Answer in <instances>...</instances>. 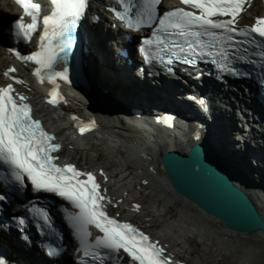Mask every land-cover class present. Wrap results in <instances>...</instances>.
<instances>
[{
    "label": "snow or ice",
    "instance_id": "6c2138e0",
    "mask_svg": "<svg viewBox=\"0 0 264 264\" xmlns=\"http://www.w3.org/2000/svg\"><path fill=\"white\" fill-rule=\"evenodd\" d=\"M119 2L124 5V12L118 13V18L124 20L128 27L138 30L139 26L152 21L156 6L161 0H141V8L134 21L128 19V13L131 11L130 0ZM180 2L196 11L177 8L165 13L159 19V26L153 38L143 41L145 45H155L162 52L171 51L173 56H177L178 52H186L197 57H211L212 63L220 66L222 71L227 70L233 75H246L231 67L229 53L236 45L247 44L252 46V54L258 57L260 67L264 69V18H256L251 27H236L237 19L249 0ZM16 3L23 8L25 16L31 18V22L25 23L21 17L14 24V34L30 41L38 30L41 6L35 0H16ZM51 3L53 11L42 20L43 33L39 37V50L28 56L21 55L15 49L10 51L16 59L22 62L31 61L37 65L33 75L39 82L47 81L53 85L46 102L56 106L63 100L56 80L58 78L68 82V76L66 70L55 71L54 66L60 54L70 48L71 38L66 41L64 38L69 36L71 29L83 15L87 0H51ZM235 36L245 39L235 41ZM253 36L259 40L251 39ZM140 51L145 55L147 62L150 58L148 49L141 48ZM247 53L248 49L245 48L243 54L236 59L256 64L257 61H248ZM14 71L15 69H8L5 75ZM15 82L24 83L20 80ZM261 83H264V80ZM14 92L12 85L0 88V165L10 169L11 182L23 188L26 178L34 192L52 193L78 209L77 213L68 216V220L85 258L90 257L98 264H105V261L119 264L122 259L119 254L122 250L132 264H171L158 243L151 242L147 235L131 224L120 223L106 213L102 203L105 197L101 194L100 184L92 173L80 171L71 164L58 166L55 163L57 157L52 154L58 152L61 146L52 143L55 137L45 132L41 122L33 118L31 106L24 102L27 97L20 94L14 96ZM77 127L83 135L94 127V122L87 125L78 124ZM0 180L9 182L8 177H0ZM3 198L0 196V200ZM138 208L139 206H136L137 210ZM29 212L42 220L45 226H50V216L45 209L33 207ZM18 223L23 225L24 220L20 219ZM89 226H94L103 233L93 243L89 242ZM101 250L106 251L102 253ZM56 251L49 250L51 255H55ZM0 264H5L2 258Z\"/></svg>",
    "mask_w": 264,
    "mask_h": 264
},
{
    "label": "bare ground",
    "instance_id": "6f19581e",
    "mask_svg": "<svg viewBox=\"0 0 264 264\" xmlns=\"http://www.w3.org/2000/svg\"><path fill=\"white\" fill-rule=\"evenodd\" d=\"M13 1L7 2V10L5 11L7 16H13V13H16L14 3ZM140 9V8H139ZM264 6L262 7L261 0H249V3L246 4L244 13L242 14V19H246L248 23H251L254 18L258 17L263 13ZM18 13V12H17ZM94 17L91 16V21ZM95 25V24H93ZM140 30L142 31V27H140ZM1 34V33H0ZM2 35V37H1ZM0 35V40H5V36H3V33ZM108 38V37H106ZM91 43H90V52L85 58V64L88 67L89 72L92 74V77L95 78L97 83H99L102 91L101 93L103 95H106L108 93H111L113 96L117 97H125V98H135L132 94L137 91L138 87H132L128 85V82L125 80H121V75H127V76H134L136 77L137 81L139 80V74L137 73L134 68L128 66H125V63H127L126 60L121 61V63L117 64V59L115 57V54L112 50V47L110 46L109 42L106 41V39H101L98 35V32L95 31L93 36H91ZM32 44H35V41L32 40ZM29 47V46H28ZM28 47L25 45L20 46V50L27 49ZM2 47H0L1 49ZM0 57L3 58V65L0 67V84L5 82L4 76L2 73H4L5 66L8 62V56L5 55V51H0ZM153 64V63H152ZM138 65V64H137ZM136 65V66H137ZM17 74L15 75L16 79L13 80L15 82L16 80H22L24 83L20 84V89L24 90L28 95V100L33 101L34 107L36 112L41 116L45 124L48 126L49 129L52 130V132L56 135V138L58 140H61L65 143V149L60 154V157L65 159L66 161H69L70 163H74L79 165L81 168L84 169H94V171H97V173H102V170H104L103 175L100 174V178L105 182V185L107 189L109 190L108 197L112 196V191L115 190V186L111 183V180L114 175V170L117 168V166L122 165L123 168L126 167V165L129 163V160L127 159V162H125L122 158V156L118 155L117 152H120L123 154L120 150L121 147H114L116 148V152L114 153L111 151L110 148L111 145L108 143L106 148H96L94 145V142L91 139H88L87 137L82 138L81 135H79V132L76 128L72 127V122L69 121V117L66 115L65 111L58 110L53 108L50 105H47L46 101L49 99V92L52 90L53 85L49 83H41L37 81L35 76H33V69H30V67L26 64L18 65ZM138 74V75H137ZM172 76L165 75L164 77H161V81H163V85L167 87V91L165 93H162L159 90H157L156 94L158 93L161 97H164L165 100L162 104L159 106V112L160 116L162 117V123L166 124L167 131L165 129H160V127H157L156 132H154L151 127L150 129L147 128L143 121L144 119L141 117H138V114L136 115V112H139L141 109L145 111L144 107L147 109L149 104L147 103V97L149 99L150 95L154 96V90H153V84H151V81L143 82V87L140 86L139 89H142V93L144 97H142L140 100H138V103H131L134 102V100L129 102V105H131V108H137L132 114L134 113L136 117L133 118L134 124L130 125V130L134 134H138L143 139L142 147L139 150L136 149L135 152H137L138 160L135 159L137 162L138 167L141 168V163H143L145 169L144 177L142 178V182H139V186L142 188V184L144 185V189L142 190V193H144L143 200L146 202L147 206L146 208L149 209V211L153 214L154 217L160 218L161 213L165 214V211L168 208L169 200L171 199L172 206L169 208L177 209L178 215H188V217L192 216V218L196 221L195 225L197 226L199 223L203 222L204 216H202V211L193 207L195 205V202L191 199L187 198L185 195L181 194L182 192L179 191V189L176 187V184L173 183V187L170 190L171 192H168L170 195V199H168L164 193L163 190L159 187L160 184H157L155 178H157L158 171L161 173V175H164V172H167L169 174V171L166 167V162L160 164V168H158V154L157 151H161L163 153V150H168L170 146L173 144H180L188 145V143L197 140L198 136L203 134V129H199L194 125L188 122V119L181 115V111L176 108V105L178 102L176 101L175 97L173 96L172 91L176 90L178 91L179 88L177 86V83L173 81L175 84L172 85V87H168L170 84L169 81L172 79ZM208 76H204V84L208 85L210 88L214 89L212 91V95L216 96L217 98H220L221 105L223 108L219 106H212L210 108V114L209 116H205V122H204V128L205 130H208L209 137H206V139L211 143L215 144L220 147V144L222 142H226L227 138H233V146L235 147L236 143V131L237 126H239L240 122L244 121L246 125L247 122L252 125V128L250 129V132L253 134L254 128L257 127L259 124L258 122H255L250 117L249 107H245V109H242L241 107V98L239 96V93H237L235 90H227V91H219L216 88H213L214 84H217L218 82L209 81ZM178 81V80H177ZM182 82V80H180ZM58 83V82H56ZM183 84L185 82H182ZM195 83L199 85V82ZM168 84V85H167ZM125 85L126 89H123L122 86ZM242 86V85H241ZM77 88V86H74ZM59 89H61V86L59 85ZM173 89V90H172ZM211 89V90H212ZM132 90L134 92H132ZM194 90V88H193ZM60 91V90H59ZM132 92V94H131ZM191 91H189L188 94H190ZM194 92V91H193ZM162 93V94H161ZM60 95L61 92H60ZM75 93L72 95V100L74 102L73 105L77 104L76 100L73 98ZM221 95H223L221 97ZM179 97V95H178ZM70 99V101H71ZM196 99V97L194 98ZM182 100L185 104L190 106L191 108L195 107V111H199L200 106H196L198 100L191 101L187 96L184 98L182 97ZM165 102H167V105H165ZM172 104V105H171ZM226 105L228 109L226 108ZM248 106V105H247ZM141 110V111H142ZM240 112H239V111ZM170 112L177 113V117H174L173 119H169L167 117V114ZM140 113V112H139ZM107 117H111L110 114L107 112L105 114ZM123 113H119L118 116L121 117ZM80 116V115H79ZM253 121V122H252ZM94 122L93 130L97 132L94 134L99 137L101 136L102 140L108 139L107 136L109 134L104 133H111L112 131L109 130V128H106V125H102V122ZM264 124V123H263ZM262 124V125H263ZM154 125H156V120L154 121ZM135 126V127H134ZM263 127V126H262ZM107 135V136H105ZM207 135V134H206ZM250 136V135H249ZM137 139V138H136ZM264 140V139H263ZM131 141H134L133 145L137 146L135 141L138 142V140L132 139ZM239 141V140H238ZM237 143H240V141ZM158 142V143H156ZM253 142L254 144H251ZM257 140L254 137L245 138L243 139V146H246V155L250 159L252 163V171H257L260 176L262 177L260 183H258L259 192H264V151L262 152V149H257ZM254 146V147H253ZM236 148V147H235ZM255 149L258 151V155L260 156L258 158V161L254 160V156H250L248 153L249 150ZM245 151V152H246ZM222 152L223 149H222ZM124 155V154H123ZM121 157V158H120ZM233 160L237 164V160L235 157H233ZM233 161V162H234ZM110 165L114 167V170L110 169ZM102 168V169H101ZM159 169V170H158ZM153 170L156 172V176L153 177ZM128 174V173H127ZM129 175V174H128ZM170 176V174H169ZM237 176V181L241 182L240 175ZM254 176V175H253ZM252 174L247 172L244 175V187L247 188L248 182L247 180H251L253 178ZM255 177V176H254ZM258 177V176H257ZM106 178V179H105ZM131 178V177H130ZM171 178V177H170ZM106 180L108 182H106ZM171 180V179H170ZM131 181L134 183V181L131 178ZM251 196L255 197L256 193L253 189L248 188ZM264 197V195H263ZM257 202L260 201L263 203L262 209H261V215L264 219V200L259 199V197L254 198ZM164 204V205H163ZM200 207H203L201 204L198 203ZM171 210V211H172ZM206 215L208 214L207 210H205ZM210 217H218L213 216L209 214ZM190 222L189 218H187ZM188 222V223H189ZM213 226L216 229V231L219 234L218 240L219 242L225 247L226 251H223L221 247L218 245L216 240L214 239V236L211 232L212 239L214 240V243L219 247L220 253L222 255H227V257L231 259H236L238 257V253L242 249V244L239 243V240L234 238L233 233L230 231V229L223 223L220 218L213 222ZM183 232L181 233L183 238H185L187 241L191 242L192 246V252L196 254L197 261L191 263V264H202L203 262H208L209 264H232L233 262L227 261V259L222 256L223 258H220L219 255L215 252L214 244L207 238L201 237L197 238L196 234H194L190 229H183ZM258 236V244H252L253 238L250 237V241L247 240V248L244 252V257L241 258L239 261L234 262L233 264H264V232L260 231L256 233ZM14 239V238H13ZM2 241V242H1ZM2 244V245H1ZM20 243L14 240H11L7 238L2 231H0V247L5 250L6 253L7 250L11 253V255L16 252L19 254L21 260L25 264H41L42 258H40V255L38 253H35L32 250L29 249H22L20 248ZM7 250H6V249ZM37 251V250H36ZM8 255V254H7ZM20 259L17 255L11 256V258L8 256L7 260L10 259ZM48 259L46 260L45 264L48 263Z\"/></svg>",
    "mask_w": 264,
    "mask_h": 264
},
{
    "label": "water",
    "instance_id": "95a60500",
    "mask_svg": "<svg viewBox=\"0 0 264 264\" xmlns=\"http://www.w3.org/2000/svg\"><path fill=\"white\" fill-rule=\"evenodd\" d=\"M184 112L191 117L187 118L189 123L201 127L200 118L187 109ZM160 155L159 163L166 162L170 179L181 194L201 204L211 215L226 218L242 233L264 232L260 206L249 189L237 181L236 175L242 169L232 156L222 152L221 147L211 144L206 136L200 134L188 145L173 144ZM228 161L235 168V175Z\"/></svg>",
    "mask_w": 264,
    "mask_h": 264
},
{
    "label": "rangeland",
    "instance_id": "374dc122",
    "mask_svg": "<svg viewBox=\"0 0 264 264\" xmlns=\"http://www.w3.org/2000/svg\"><path fill=\"white\" fill-rule=\"evenodd\" d=\"M119 78H121V80H125L126 82H128L130 85H133V83H134V81H135V77H127V76H125V75H121V77H119ZM165 91H167V90H162V93H165ZM172 92H174L173 93V96L175 97V99H177L178 100V104L176 105V108H179V110H182L181 112H183L184 113V111L186 110H184V108H186V107H183L184 105L182 104V98H181V100L180 99H178V92H175V91H172ZM161 93V94H162ZM159 99L158 100H156V103L158 104V106H160V104H162L163 102H164V100H165V98L164 97H158ZM165 105H167V102H165ZM172 105V104H171ZM181 107H183V108H181ZM236 136H237V134H236ZM234 138V137H233ZM233 138H227V141L225 142H222L221 144H220V147L223 149V151H224V154H227L228 156H233V157H235L236 158V160L238 161V162H240L242 165H243V167H247V172L248 171H250L252 168L251 167H253L252 166V163H251V161H250V159L248 158V156L246 155V153H244V151H242V149L240 148V147H238L237 145H235V147L233 146V140L235 139H233ZM244 173H241L240 174V176L242 177V178H244ZM253 179V178H252ZM254 181H255V179H253ZM257 181V180H256ZM246 182H248V183H250V184H252L253 182H251L250 180H247ZM254 184V183H253ZM172 210V209H171ZM173 212L172 213H177L178 214V210L177 209H173L172 210ZM207 264H209V263H207ZM233 264V263H232Z\"/></svg>",
    "mask_w": 264,
    "mask_h": 264
}]
</instances>
